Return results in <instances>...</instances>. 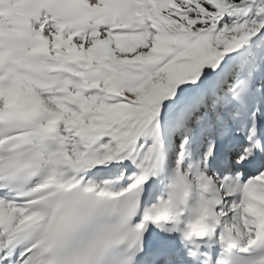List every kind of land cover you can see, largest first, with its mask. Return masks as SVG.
Masks as SVG:
<instances>
[{"label": "snow or ice", "instance_id": "1", "mask_svg": "<svg viewBox=\"0 0 264 264\" xmlns=\"http://www.w3.org/2000/svg\"><path fill=\"white\" fill-rule=\"evenodd\" d=\"M0 264H264V0H0Z\"/></svg>", "mask_w": 264, "mask_h": 264}]
</instances>
